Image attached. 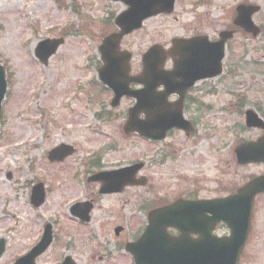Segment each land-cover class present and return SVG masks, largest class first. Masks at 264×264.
I'll return each mask as SVG.
<instances>
[{
    "label": "rangeland",
    "instance_id": "1",
    "mask_svg": "<svg viewBox=\"0 0 264 264\" xmlns=\"http://www.w3.org/2000/svg\"><path fill=\"white\" fill-rule=\"evenodd\" d=\"M65 1L81 4V13L61 8L56 0H0V60L8 79L0 126V238L7 248L0 264H13L26 254L47 222L55 241L39 264H59L62 255L77 264H134L122 243L140 233L145 203L164 197L174 202L197 191L214 197L264 171L261 164L238 165L235 155L238 143L261 133L246 127L244 112L249 108L264 114V32L257 38L237 32L224 74L199 84L196 92L210 109L186 113L198 126L194 136L173 131L162 142H149L123 131L130 100L113 109L110 94L101 98L90 85L98 79L100 37L113 32V19L125 5ZM242 2L261 6L254 21L264 26V0H177L172 15L147 20L142 30L123 40L122 49L133 53L132 71L141 69L142 54L152 44L168 48L174 37H215L231 26ZM70 26L74 29L67 31L64 45L43 66L35 56L38 42L59 38ZM101 112L112 116L97 117ZM62 143L73 144L78 152L50 163L48 152ZM138 161L147 165L141 173L149 180L145 187L105 197L96 196L95 186L85 181L98 166L118 168ZM38 182L46 185L47 198L33 207L32 189ZM91 198L97 205L83 227L70 216V207ZM254 219L253 255L247 262L264 264L263 195L255 203ZM123 224L122 241L114 229Z\"/></svg>",
    "mask_w": 264,
    "mask_h": 264
},
{
    "label": "water",
    "instance_id": "2",
    "mask_svg": "<svg viewBox=\"0 0 264 264\" xmlns=\"http://www.w3.org/2000/svg\"><path fill=\"white\" fill-rule=\"evenodd\" d=\"M124 1L129 9L116 18V24L120 31L105 37L100 47L104 65L99 69V74L103 83L115 92L116 97L113 104L117 103L124 94H135L137 97L136 106L129 111V118L124 126L125 131L127 134L137 132L155 140L164 139L167 131L173 127L186 128L189 132L190 127L187 128L185 125L188 122L185 121L182 114V98L198 80L213 79V77L223 73L222 62L225 56V43L233 37V34L232 32H222L220 35L222 39L218 42H210L205 36L190 40L179 39L173 42L174 47L170 49L169 53L157 45L144 56L143 73L134 78L129 73L132 54L127 51H120L121 40L125 34L140 28L143 21L148 17L160 13H171L174 10L175 0ZM259 10V6L242 4L237 8L238 16L234 23L257 36L260 28L252 22V16ZM62 42V38L44 40L38 44L36 55L47 64ZM169 54L176 63L173 72L166 73L163 67ZM131 82L142 83L146 89L130 93L128 86ZM160 85H164L168 89L163 92L164 94L156 93V89ZM6 86L5 68L0 64V118L2 100L7 91ZM174 92L181 94V99L178 104L170 106L167 103L168 96ZM141 114L145 116L144 119L140 118ZM246 122L247 126L250 127L264 126V121L252 110H248ZM74 153L73 148L65 144L54 148L49 157L51 161H62ZM236 155L240 164L264 162V138L239 145L236 149ZM142 166L141 163L140 165L105 172V193L121 192L125 186L145 183L146 181L143 179L139 182L135 180V174L139 172ZM38 187L41 193L37 198H34V206H39L45 201L43 185L40 184ZM261 192H264V175L251 180L242 186L236 194L225 199L197 202L177 200L172 205L154 209L150 212L149 226L144 236L133 244L127 245L128 250L135 257V264H179L183 258L177 257L175 250L177 246L183 244L176 241L167 232V229L178 227L185 233L182 236H187L188 227L191 225L194 228L198 226L199 223L190 221H193V217L200 212L212 214L208 218L210 223L225 221L232 231L235 244L231 246V253H226L221 250L222 247H219L221 242L210 240L216 246H212L210 252L200 249L199 256L190 258L192 264H237L240 250L250 232L253 202L255 196ZM88 205L86 211L82 213V216L87 220L90 217H86V214H89L92 207V205ZM198 220L201 221L202 225H205L204 218ZM116 231L119 232L118 229ZM51 238L52 231L50 226H47L42 242L21 261L24 260L25 262L27 258L34 261V257L43 253L52 242ZM206 241L208 240L206 239ZM4 249L5 241L0 239V256L4 254Z\"/></svg>",
    "mask_w": 264,
    "mask_h": 264
},
{
    "label": "flooded vegetation",
    "instance_id": "3",
    "mask_svg": "<svg viewBox=\"0 0 264 264\" xmlns=\"http://www.w3.org/2000/svg\"><path fill=\"white\" fill-rule=\"evenodd\" d=\"M176 98L177 97H174V98H172V100H175ZM184 103H185V110H189V108L190 107H193V106H196V107L198 106V108H200V109H204V107L209 108L208 105L205 104V102L203 101L202 98L198 101L196 98H194V95H191V94H189L185 98V102ZM221 228H222V226H220L219 230ZM173 233L176 234V232H174V231H173ZM224 234L225 233L218 232V235H224ZM191 238H192V240H194L197 237L196 236H192ZM251 242H249V244L243 249L244 255L242 257L243 259H241L242 260L241 264H249L247 261H248V259L252 258V255L253 254H252V251H251L252 250V248H251L252 247L251 246L252 245Z\"/></svg>",
    "mask_w": 264,
    "mask_h": 264
},
{
    "label": "trees",
    "instance_id": "4",
    "mask_svg": "<svg viewBox=\"0 0 264 264\" xmlns=\"http://www.w3.org/2000/svg\"><path fill=\"white\" fill-rule=\"evenodd\" d=\"M57 1H59L61 3L62 7H64V8L68 7V5L64 2V0H57ZM73 10L75 12H80V10H78L76 6H73Z\"/></svg>",
    "mask_w": 264,
    "mask_h": 264
}]
</instances>
